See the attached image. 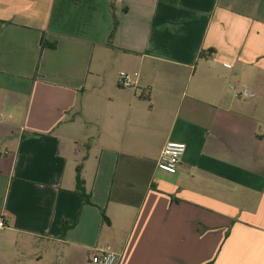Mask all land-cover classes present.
Instances as JSON below:
<instances>
[{
    "label": "crops",
    "instance_id": "obj_1",
    "mask_svg": "<svg viewBox=\"0 0 264 264\" xmlns=\"http://www.w3.org/2000/svg\"><path fill=\"white\" fill-rule=\"evenodd\" d=\"M0 223V264H264V0H0Z\"/></svg>",
    "mask_w": 264,
    "mask_h": 264
},
{
    "label": "built area",
    "instance_id": "obj_2",
    "mask_svg": "<svg viewBox=\"0 0 264 264\" xmlns=\"http://www.w3.org/2000/svg\"><path fill=\"white\" fill-rule=\"evenodd\" d=\"M136 77H138V73L130 74L128 72H121L119 85L123 88H131L136 85V81L134 80ZM230 88L233 96L237 99L254 96L247 89L238 90L235 86H231ZM186 150L187 145L183 142H168L160 154L158 168L167 174H176ZM0 226L3 227L4 223H0ZM120 257L121 254L116 252L111 245H102L95 247L91 251L89 264H117Z\"/></svg>",
    "mask_w": 264,
    "mask_h": 264
},
{
    "label": "trees",
    "instance_id": "obj_3",
    "mask_svg": "<svg viewBox=\"0 0 264 264\" xmlns=\"http://www.w3.org/2000/svg\"><path fill=\"white\" fill-rule=\"evenodd\" d=\"M110 2H112V5H113L115 0H110ZM118 26H119V21L117 19H114V26H113L112 35L117 31ZM42 46L44 48H52V49L56 48V44L48 42L45 38V35H43ZM201 57L202 58L205 57V54L204 53L201 54ZM84 184H85V182H84V179L82 178V175H81V167H79L78 171H77V191H78V193H80L85 198L87 204H92L91 203V195L86 193ZM103 217H104L105 222H108V223L110 222L108 217L105 214H103ZM70 228H71V226H69V224L67 222H65L63 224V235H65V233Z\"/></svg>",
    "mask_w": 264,
    "mask_h": 264
},
{
    "label": "rangeland",
    "instance_id": "obj_4",
    "mask_svg": "<svg viewBox=\"0 0 264 264\" xmlns=\"http://www.w3.org/2000/svg\"><path fill=\"white\" fill-rule=\"evenodd\" d=\"M232 86V85H231ZM233 86H235V85H233ZM237 89H238V87L237 86H235ZM231 92H232V90H231ZM233 93V92H232Z\"/></svg>",
    "mask_w": 264,
    "mask_h": 264
}]
</instances>
